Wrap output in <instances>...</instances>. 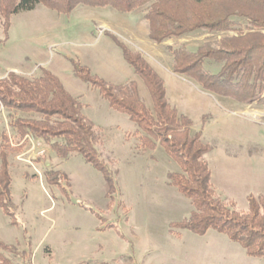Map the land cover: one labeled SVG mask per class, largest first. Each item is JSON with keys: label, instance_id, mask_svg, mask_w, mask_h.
<instances>
[{"label": "rangeland", "instance_id": "1", "mask_svg": "<svg viewBox=\"0 0 264 264\" xmlns=\"http://www.w3.org/2000/svg\"><path fill=\"white\" fill-rule=\"evenodd\" d=\"M146 12L80 6L65 14L39 5L13 16L8 36L0 22V78L10 72L36 77L43 68L58 76L97 128V149L114 181L111 186L82 155L61 158L33 138L19 141L2 109L0 146L4 132L14 145L9 157L14 216L0 208V241L6 247L0 255L9 264H264L214 230L197 235L175 228L194 209L170 184L180 164L159 144L143 150L136 124L73 73L72 61L112 86L136 81L152 107L145 82L119 43L143 55L164 80L169 103L193 123V134L203 131L212 147L207 160L213 184L219 181L234 192L239 210L247 212L245 193L264 188V106L213 94L174 73L168 49L196 52L207 43L217 46L225 37L248 32V21L235 18L232 31H199L156 44ZM211 66L212 73L219 71Z\"/></svg>", "mask_w": 264, "mask_h": 264}, {"label": "trees", "instance_id": "2", "mask_svg": "<svg viewBox=\"0 0 264 264\" xmlns=\"http://www.w3.org/2000/svg\"><path fill=\"white\" fill-rule=\"evenodd\" d=\"M39 5L65 14L80 6L113 8L125 14L147 8L145 19L150 39L156 44L199 31H232L237 25L235 18L245 19L248 32L225 37L217 46L207 43L196 52L185 47L168 50L174 58V73L188 76L213 94L264 106V0H0L4 35L9 34L13 16ZM119 45L135 74L145 82L152 107L140 95L136 81L112 86L74 61L73 73L98 88L113 109L136 124L135 134L143 150H154L159 144L180 164L181 172L170 175V184L191 200L194 209L175 228L197 235L214 230L240 244L249 257L264 260V195L250 196L247 212L239 210L236 202L217 195L207 160L212 147L204 142L203 131L193 134V123L169 103L164 80L145 57ZM211 65L218 66L219 71L212 73L208 69ZM83 108L84 104L69 93L58 76L45 68L36 77L10 72L0 78V111H7L9 126L19 141L33 138L61 158L82 155L112 186L114 181L97 149L98 130L85 117ZM12 146L11 136L4 132L0 146V208L14 216L9 161ZM0 248L6 249L1 241ZM0 259L2 264H9L1 255Z\"/></svg>", "mask_w": 264, "mask_h": 264}, {"label": "crops", "instance_id": "3", "mask_svg": "<svg viewBox=\"0 0 264 264\" xmlns=\"http://www.w3.org/2000/svg\"><path fill=\"white\" fill-rule=\"evenodd\" d=\"M211 171H212V169H211ZM212 177H213V181H215V177L213 176V173H212ZM212 184H213V182H212ZM213 186H214V189H215L216 193L218 195H220L223 199L227 198V199H230V200H233L234 202H236L235 198H234V192L226 190L224 185L221 184L219 181H217L216 185L213 184ZM263 186H264V184H263ZM262 194H264V188H263V191H259V192H247V193H245V196L247 197V200H248V198L250 196H252V195H257L258 196V195H262Z\"/></svg>", "mask_w": 264, "mask_h": 264}]
</instances>
